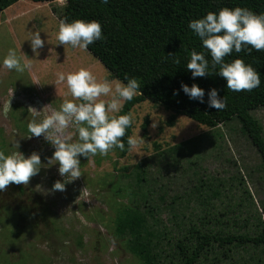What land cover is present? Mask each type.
Instances as JSON below:
<instances>
[{
	"label": "rangeland",
	"instance_id": "1",
	"mask_svg": "<svg viewBox=\"0 0 264 264\" xmlns=\"http://www.w3.org/2000/svg\"><path fill=\"white\" fill-rule=\"evenodd\" d=\"M23 2L25 5L16 3L0 11V60L13 48L30 64L23 73L0 68V151L7 154L19 150L25 156L37 151L42 167L27 185L10 183L0 190V264H140L129 251V241L115 236L117 210L120 204H129L113 192L118 176L125 167L132 168L156 157L159 151L198 137L203 140L197 150L183 158L177 168H164L165 185L185 191L197 177L223 180L228 185L241 182L248 192L246 205L251 203L254 211L263 214L262 160L240 124L233 121L213 130L150 101L132 110L131 136L143 138L133 151L124 159L118 158L117 147L104 155L80 157L81 176L66 183L64 191L47 194L54 182L64 178L59 176L55 161L48 163L54 148L43 136L29 137L27 124L72 99L66 83H57V73L86 68L98 80L117 79H111L109 71L87 50L59 45L56 34L65 1L50 5ZM31 31H40L41 38L48 40L38 56L33 55L27 41ZM30 106L37 111L48 107L33 117ZM252 114L264 134V108ZM66 134L69 142L76 139L72 126ZM16 142L19 149L13 147ZM155 170L159 167L152 172ZM161 247L162 251L166 248L162 242Z\"/></svg>",
	"mask_w": 264,
	"mask_h": 264
},
{
	"label": "trees",
	"instance_id": "2",
	"mask_svg": "<svg viewBox=\"0 0 264 264\" xmlns=\"http://www.w3.org/2000/svg\"><path fill=\"white\" fill-rule=\"evenodd\" d=\"M19 1L0 0V11ZM29 1L43 4L61 0ZM62 1L66 5L61 19L66 22H100L104 39L86 50L109 71L111 79L126 83L127 76L140 86L118 115L132 114L136 106L150 101L213 130L237 121L259 153L264 171L263 127L252 114L264 108V50L242 49L224 57L225 62L242 59L260 73V85L251 91L227 89L226 81L216 75L218 66H210L211 76L195 79L186 70L193 50L203 52L211 61L200 39L188 28L189 21L224 7L264 13V0ZM170 53L173 56L167 57ZM181 83L189 87L195 83L204 89L205 101L210 88L218 89L225 108L211 109L206 103L190 100L180 91ZM132 129L133 123L121 138L125 148H117L120 159L130 152L126 137L132 135ZM143 130L147 131L146 124ZM202 140L190 139L121 170L113 192L129 204H120L117 210L115 236L129 241V251L140 264H264V202L260 216L251 203L246 205L248 192L241 182L228 185L223 180L197 177L185 191L165 185L164 168H177ZM155 167L159 170L152 172ZM161 242L166 246L164 251Z\"/></svg>",
	"mask_w": 264,
	"mask_h": 264
},
{
	"label": "clouds",
	"instance_id": "3",
	"mask_svg": "<svg viewBox=\"0 0 264 264\" xmlns=\"http://www.w3.org/2000/svg\"><path fill=\"white\" fill-rule=\"evenodd\" d=\"M108 0H101L107 3ZM188 28L200 39L202 47L211 57L207 60L203 52L192 51L186 64V70L191 72L193 79L211 76V69L218 66L216 75L226 81V88L233 92L251 91L260 85V73L242 59L225 62L224 57L232 52L255 49L264 50V13H255L247 8L224 7L218 12L209 11L202 18L189 21ZM40 31L29 32L30 48L34 56L39 55L48 40H43ZM56 39L59 45H70L72 48L86 50L88 45L104 39L101 24L97 20H73L66 22L61 19L58 25ZM53 49L49 48L51 53ZM26 55V54H25ZM170 53L167 57H172ZM179 63V61H175ZM30 67L23 56L18 55L13 48L7 50L0 60V68L23 73ZM126 83L119 80H98L86 68L65 74L57 73V83H66L72 99L64 100L59 110L35 118L27 124L29 137H41L48 142L54 151L48 163L55 161L62 181L57 180L47 194L55 191H64L66 183L79 178L80 157L89 158L106 154L113 147L124 150L126 129L133 123L131 114L113 116L118 113L123 102L130 101L137 94L139 84L135 78L125 76ZM182 91L190 100L201 104L206 103L208 108L223 110L226 106L224 97L218 94V89L210 88L205 101V90L193 83L190 87L184 83L180 85ZM105 97L107 99H102ZM48 106L37 111L29 107L28 111L35 117L43 113ZM72 126L75 129L76 139L70 141L66 130ZM154 127V124L152 125ZM138 134L126 137L128 151H133L142 141ZM19 149L16 142L13 147ZM42 167L41 156L33 151L25 156L19 150L5 154L0 151V190L11 184L27 185L29 180L38 175ZM37 191L40 186L37 185Z\"/></svg>",
	"mask_w": 264,
	"mask_h": 264
},
{
	"label": "crops",
	"instance_id": "4",
	"mask_svg": "<svg viewBox=\"0 0 264 264\" xmlns=\"http://www.w3.org/2000/svg\"><path fill=\"white\" fill-rule=\"evenodd\" d=\"M18 3H20V4H24L23 0L19 1ZM50 4H54V3H49V5H50ZM24 5H25V4H24ZM5 11H6V10H4V12H5ZM4 12H3V13H4Z\"/></svg>",
	"mask_w": 264,
	"mask_h": 264
}]
</instances>
